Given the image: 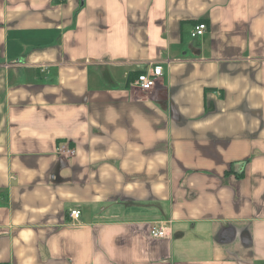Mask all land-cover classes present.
Returning <instances> with one entry per match:
<instances>
[{"label": "crops", "instance_id": "obj_1", "mask_svg": "<svg viewBox=\"0 0 264 264\" xmlns=\"http://www.w3.org/2000/svg\"><path fill=\"white\" fill-rule=\"evenodd\" d=\"M0 264H264V0H0Z\"/></svg>", "mask_w": 264, "mask_h": 264}, {"label": "built area", "instance_id": "obj_2", "mask_svg": "<svg viewBox=\"0 0 264 264\" xmlns=\"http://www.w3.org/2000/svg\"><path fill=\"white\" fill-rule=\"evenodd\" d=\"M63 1V0H61ZM206 32V25L201 23L194 27L192 37L201 36ZM163 75L162 66L160 64H152L144 73L139 74L134 80V86L139 90L146 92L152 89L156 80ZM57 153L72 157L74 150L65 145H60L56 149ZM81 212L78 209L69 211V217L72 220H78ZM170 225H157L149 230V237L155 240L166 239L169 235Z\"/></svg>", "mask_w": 264, "mask_h": 264}, {"label": "water", "instance_id": "obj_3", "mask_svg": "<svg viewBox=\"0 0 264 264\" xmlns=\"http://www.w3.org/2000/svg\"><path fill=\"white\" fill-rule=\"evenodd\" d=\"M80 2L82 3V2H83V0H80Z\"/></svg>", "mask_w": 264, "mask_h": 264}, {"label": "rangeland", "instance_id": "obj_4", "mask_svg": "<svg viewBox=\"0 0 264 264\" xmlns=\"http://www.w3.org/2000/svg\"><path fill=\"white\" fill-rule=\"evenodd\" d=\"M59 2H62L61 0H59Z\"/></svg>", "mask_w": 264, "mask_h": 264}]
</instances>
